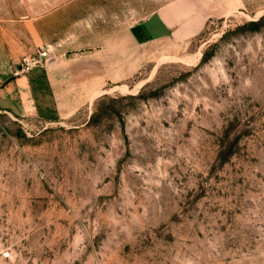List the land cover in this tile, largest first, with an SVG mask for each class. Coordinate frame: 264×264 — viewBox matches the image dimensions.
<instances>
[{
    "label": "rangeland",
    "instance_id": "374dc122",
    "mask_svg": "<svg viewBox=\"0 0 264 264\" xmlns=\"http://www.w3.org/2000/svg\"><path fill=\"white\" fill-rule=\"evenodd\" d=\"M58 1L0 0V80ZM208 1L63 118L0 113V264H264V0Z\"/></svg>",
    "mask_w": 264,
    "mask_h": 264
},
{
    "label": "crops",
    "instance_id": "0c3cea01",
    "mask_svg": "<svg viewBox=\"0 0 264 264\" xmlns=\"http://www.w3.org/2000/svg\"><path fill=\"white\" fill-rule=\"evenodd\" d=\"M209 4L169 0L144 15L138 7L123 9V0H59L41 7L34 39L41 52L51 48L49 58L28 69L18 65L0 80V113L47 122L63 118L81 107L85 94L134 76L145 57L142 47L199 35L211 15Z\"/></svg>",
    "mask_w": 264,
    "mask_h": 264
},
{
    "label": "built area",
    "instance_id": "2783aa9c",
    "mask_svg": "<svg viewBox=\"0 0 264 264\" xmlns=\"http://www.w3.org/2000/svg\"><path fill=\"white\" fill-rule=\"evenodd\" d=\"M45 53V52H44Z\"/></svg>",
    "mask_w": 264,
    "mask_h": 264
}]
</instances>
